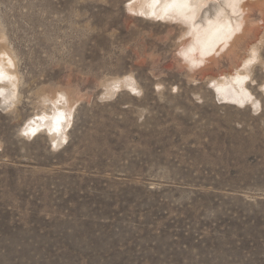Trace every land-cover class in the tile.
<instances>
[{"label":"rangeland","instance_id":"rangeland-1","mask_svg":"<svg viewBox=\"0 0 264 264\" xmlns=\"http://www.w3.org/2000/svg\"><path fill=\"white\" fill-rule=\"evenodd\" d=\"M243 2L195 64L189 24L142 0H0V264H264V0ZM237 72L245 95L215 86ZM60 96L66 141L26 133Z\"/></svg>","mask_w":264,"mask_h":264},{"label":"bare ground","instance_id":"bare-ground-1","mask_svg":"<svg viewBox=\"0 0 264 264\" xmlns=\"http://www.w3.org/2000/svg\"><path fill=\"white\" fill-rule=\"evenodd\" d=\"M243 1L245 0H142L140 9H144L145 15L177 16L187 22L193 39L184 53L192 63L200 64L207 62L208 57L211 58V55L220 49L233 47L239 36L246 31V8L250 3L244 4ZM145 4L148 5L146 8ZM256 59L254 49L250 58L243 64L244 69L247 70ZM13 66V59L6 56L5 50L0 51V79L9 84L8 89L4 90V101L7 104L13 103L17 98V93L11 90L16 87L18 78L11 70ZM236 74L215 82V86L219 90L245 95L247 90L244 83L249 77L248 72ZM123 84L137 89L136 81L132 77L124 80ZM111 88L115 89L112 86ZM41 119L29 124L25 132L33 135L45 127L55 144L62 145L68 138L67 131L72 123L69 101L62 96L54 99L53 111L45 112Z\"/></svg>","mask_w":264,"mask_h":264}]
</instances>
